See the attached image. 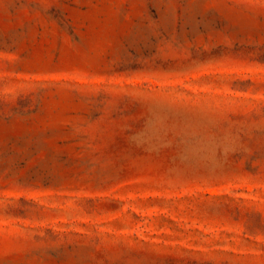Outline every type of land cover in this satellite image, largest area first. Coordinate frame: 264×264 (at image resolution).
<instances>
[{
	"label": "rangeland",
	"instance_id": "374dc122",
	"mask_svg": "<svg viewBox=\"0 0 264 264\" xmlns=\"http://www.w3.org/2000/svg\"><path fill=\"white\" fill-rule=\"evenodd\" d=\"M0 264H264V0H0Z\"/></svg>",
	"mask_w": 264,
	"mask_h": 264
}]
</instances>
